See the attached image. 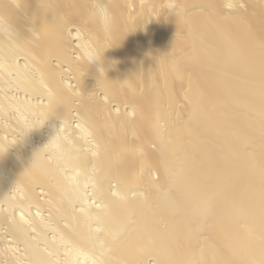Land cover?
Masks as SVG:
<instances>
[{"label":"bare ground","instance_id":"bare-ground-1","mask_svg":"<svg viewBox=\"0 0 264 264\" xmlns=\"http://www.w3.org/2000/svg\"><path fill=\"white\" fill-rule=\"evenodd\" d=\"M0 0V264H264V0Z\"/></svg>","mask_w":264,"mask_h":264},{"label":"clouds","instance_id":"clouds-1","mask_svg":"<svg viewBox=\"0 0 264 264\" xmlns=\"http://www.w3.org/2000/svg\"><path fill=\"white\" fill-rule=\"evenodd\" d=\"M91 7L101 26L105 29L109 28L113 20V14L107 0H91Z\"/></svg>","mask_w":264,"mask_h":264}]
</instances>
